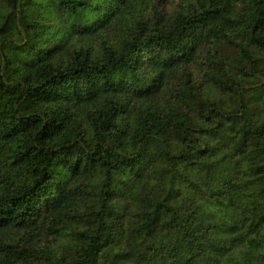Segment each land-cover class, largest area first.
Listing matches in <instances>:
<instances>
[{
    "label": "trees",
    "instance_id": "trees-1",
    "mask_svg": "<svg viewBox=\"0 0 264 264\" xmlns=\"http://www.w3.org/2000/svg\"><path fill=\"white\" fill-rule=\"evenodd\" d=\"M0 264H264V0H0Z\"/></svg>",
    "mask_w": 264,
    "mask_h": 264
}]
</instances>
